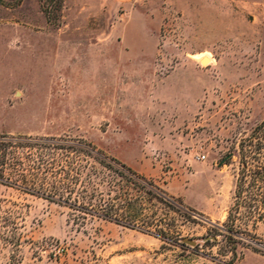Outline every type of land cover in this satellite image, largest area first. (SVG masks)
<instances>
[{
    "label": "rangeland",
    "instance_id": "rangeland-1",
    "mask_svg": "<svg viewBox=\"0 0 264 264\" xmlns=\"http://www.w3.org/2000/svg\"><path fill=\"white\" fill-rule=\"evenodd\" d=\"M263 119L264 0H0V137L94 149L174 201L126 208L164 236L85 214L24 189L39 151L19 147L0 179V264H225L240 141ZM231 264H264V248L239 243Z\"/></svg>",
    "mask_w": 264,
    "mask_h": 264
},
{
    "label": "trees",
    "instance_id": "trees-1",
    "mask_svg": "<svg viewBox=\"0 0 264 264\" xmlns=\"http://www.w3.org/2000/svg\"><path fill=\"white\" fill-rule=\"evenodd\" d=\"M35 148L39 152L35 158L32 169V180L23 178L24 189L33 194H41L49 200L57 199L60 203L79 208L85 214H92L103 219L115 221L129 227H139L148 230L154 225L156 232L165 235L166 231L151 218L142 217V212L131 213L135 200L142 198L144 193L152 194L159 201L173 205V198L167 194L153 180L134 171L130 166L116 160L115 166L105 157L94 152V149L85 148L75 143H61L58 141H37L34 143L16 141L0 137V179L6 176L17 148ZM54 149H61L63 156H52ZM73 153V156L70 154ZM87 154L98 163L92 166L85 178H81V164H75L79 154ZM239 169L236 175L232 203L230 205L225 228V238L231 245L232 257L225 264H231L237 257L239 243L250 244L256 241L264 248V237L252 232L248 226L256 229L259 224L264 225V119L259 122L248 136L240 141ZM18 164H24L18 160ZM56 169V170H54ZM110 170L114 176L106 173ZM75 171V174H71ZM55 176V180L49 177ZM117 176L120 177V180ZM125 180L128 185H122ZM129 183L131 185H129ZM131 190L138 193L133 194ZM135 198V199H134ZM120 201V202H115ZM150 231V230H148ZM206 241H216V234L205 236ZM67 248H59L56 256L66 253ZM58 258V259H59ZM76 264H97L90 260H79Z\"/></svg>",
    "mask_w": 264,
    "mask_h": 264
},
{
    "label": "bare ground",
    "instance_id": "bare-ground-1",
    "mask_svg": "<svg viewBox=\"0 0 264 264\" xmlns=\"http://www.w3.org/2000/svg\"><path fill=\"white\" fill-rule=\"evenodd\" d=\"M200 60L203 63V65H207L210 61V57L206 54L200 55Z\"/></svg>",
    "mask_w": 264,
    "mask_h": 264
},
{
    "label": "built area",
    "instance_id": "built-area-1",
    "mask_svg": "<svg viewBox=\"0 0 264 264\" xmlns=\"http://www.w3.org/2000/svg\"><path fill=\"white\" fill-rule=\"evenodd\" d=\"M196 157L198 159H204L206 156L204 154H197Z\"/></svg>",
    "mask_w": 264,
    "mask_h": 264
},
{
    "label": "crops",
    "instance_id": "crops-1",
    "mask_svg": "<svg viewBox=\"0 0 264 264\" xmlns=\"http://www.w3.org/2000/svg\"><path fill=\"white\" fill-rule=\"evenodd\" d=\"M175 193H177V194H179V195H181V196H185V194H184V191L183 190H180V191H177V192H175ZM247 258V257H246ZM258 259V258H257Z\"/></svg>",
    "mask_w": 264,
    "mask_h": 264
}]
</instances>
